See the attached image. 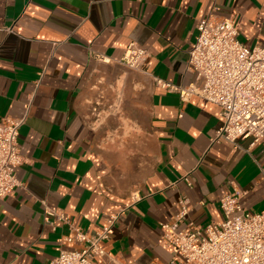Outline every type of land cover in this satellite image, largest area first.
I'll use <instances>...</instances> for the list:
<instances>
[{"label": "crops", "instance_id": "1", "mask_svg": "<svg viewBox=\"0 0 264 264\" xmlns=\"http://www.w3.org/2000/svg\"><path fill=\"white\" fill-rule=\"evenodd\" d=\"M210 16L264 48V0H0V119L27 116L23 186L0 201V264H48L82 247L64 242L75 230L95 234L120 211L95 264H170L161 226L181 198L182 229L223 221L234 191L264 213V145L214 142L220 107L158 84L202 86L189 50ZM132 43L143 69L122 63Z\"/></svg>", "mask_w": 264, "mask_h": 264}, {"label": "built area", "instance_id": "2", "mask_svg": "<svg viewBox=\"0 0 264 264\" xmlns=\"http://www.w3.org/2000/svg\"><path fill=\"white\" fill-rule=\"evenodd\" d=\"M197 30V39L189 50L188 67L202 81V86L182 87L163 81L158 84L177 94L182 102L198 96L220 107L223 122L214 142L238 145L243 139H252L253 145H264V48L242 44L231 19L206 17L198 23ZM147 59L148 52L132 43L122 63L139 70ZM26 121L27 116L0 119V201L23 186L16 171L24 163L19 137ZM182 180L191 187L188 176ZM189 205L187 198H181L175 219L161 226L162 243L173 254L170 264H264V213L245 209L239 192L222 197L224 220L205 228L192 225L181 228L190 213ZM46 213L53 215L54 211L46 208ZM122 214L120 211L110 216L103 229L95 234L75 230L64 242L82 247L59 249L58 256L48 264H95L105 254L102 244L110 239ZM57 216L70 223L66 215Z\"/></svg>", "mask_w": 264, "mask_h": 264}]
</instances>
